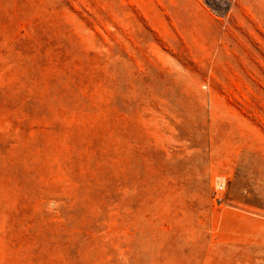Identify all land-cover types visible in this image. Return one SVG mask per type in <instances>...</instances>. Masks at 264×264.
Instances as JSON below:
<instances>
[{
	"label": "rangeland",
	"instance_id": "obj_1",
	"mask_svg": "<svg viewBox=\"0 0 264 264\" xmlns=\"http://www.w3.org/2000/svg\"><path fill=\"white\" fill-rule=\"evenodd\" d=\"M0 264H264V0H0Z\"/></svg>",
	"mask_w": 264,
	"mask_h": 264
},
{
	"label": "built area",
	"instance_id": "obj_2",
	"mask_svg": "<svg viewBox=\"0 0 264 264\" xmlns=\"http://www.w3.org/2000/svg\"><path fill=\"white\" fill-rule=\"evenodd\" d=\"M223 4H231L234 0H219ZM226 187V182L225 179L219 178L216 185H215V190H214V195L215 197H219L218 195L225 190ZM221 200V198H219Z\"/></svg>",
	"mask_w": 264,
	"mask_h": 264
}]
</instances>
